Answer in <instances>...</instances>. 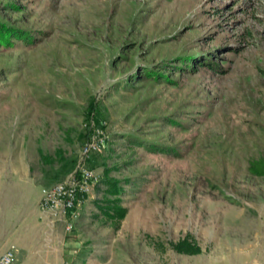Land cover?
I'll return each mask as SVG.
<instances>
[{
    "label": "rangeland",
    "instance_id": "rangeland-1",
    "mask_svg": "<svg viewBox=\"0 0 264 264\" xmlns=\"http://www.w3.org/2000/svg\"><path fill=\"white\" fill-rule=\"evenodd\" d=\"M0 22L29 37L0 41V189L40 193L105 134L48 264H264V0H0Z\"/></svg>",
    "mask_w": 264,
    "mask_h": 264
},
{
    "label": "crops",
    "instance_id": "crops-1",
    "mask_svg": "<svg viewBox=\"0 0 264 264\" xmlns=\"http://www.w3.org/2000/svg\"><path fill=\"white\" fill-rule=\"evenodd\" d=\"M32 185L0 189V253L13 244L16 264H48L46 258L58 248L52 243L53 226L38 208L39 193L28 195Z\"/></svg>",
    "mask_w": 264,
    "mask_h": 264
},
{
    "label": "built area",
    "instance_id": "built-area-1",
    "mask_svg": "<svg viewBox=\"0 0 264 264\" xmlns=\"http://www.w3.org/2000/svg\"><path fill=\"white\" fill-rule=\"evenodd\" d=\"M104 131L96 129L79 150V159L61 179L40 188L38 208L48 215L49 223L61 220L65 228L72 226L78 214V207L88 192L90 185L99 179L93 169L83 165L82 160L92 151H100L104 142ZM15 247L9 244L0 253V264H16ZM256 264V263H253Z\"/></svg>",
    "mask_w": 264,
    "mask_h": 264
},
{
    "label": "trees",
    "instance_id": "trees-1",
    "mask_svg": "<svg viewBox=\"0 0 264 264\" xmlns=\"http://www.w3.org/2000/svg\"><path fill=\"white\" fill-rule=\"evenodd\" d=\"M13 32V33H12ZM11 34L20 35L22 38H29L27 34L16 33L15 29L11 26H7L5 23L0 22V41L7 42V37ZM91 106L90 108H92ZM39 158L41 162H50L51 157L48 153L42 152L40 148L37 149ZM96 152V151H92ZM91 153V152H90ZM57 155L59 158H62V152L58 149ZM257 164V163H256ZM251 169L256 173L264 174V163L259 162L257 166L251 165ZM103 183V193L102 196L95 201L96 205L99 207L101 212L108 217H121L124 214L125 208L119 203L120 197L119 194L123 191V186L120 184V179L106 175L100 179ZM95 187L98 189V184L95 183ZM171 246L177 251L182 252H196L199 250L198 246L194 243L192 238L188 234H185L184 237L179 238L174 242H170Z\"/></svg>",
    "mask_w": 264,
    "mask_h": 264
}]
</instances>
